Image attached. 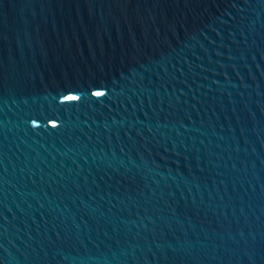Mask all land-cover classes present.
<instances>
[{
  "label": "water",
  "instance_id": "obj_1",
  "mask_svg": "<svg viewBox=\"0 0 264 264\" xmlns=\"http://www.w3.org/2000/svg\"><path fill=\"white\" fill-rule=\"evenodd\" d=\"M0 264H264V0H0Z\"/></svg>",
  "mask_w": 264,
  "mask_h": 264
}]
</instances>
